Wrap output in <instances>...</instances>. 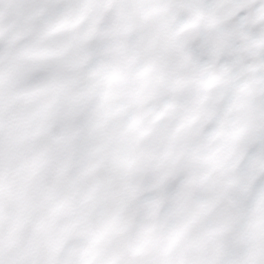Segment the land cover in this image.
Segmentation results:
<instances>
[{"label":"snow or ice","instance_id":"1","mask_svg":"<svg viewBox=\"0 0 264 264\" xmlns=\"http://www.w3.org/2000/svg\"><path fill=\"white\" fill-rule=\"evenodd\" d=\"M0 264H264V0H0Z\"/></svg>","mask_w":264,"mask_h":264},{"label":"clouds","instance_id":"2","mask_svg":"<svg viewBox=\"0 0 264 264\" xmlns=\"http://www.w3.org/2000/svg\"><path fill=\"white\" fill-rule=\"evenodd\" d=\"M34 196H36L37 198L39 197V192L37 191V192H34V194H33ZM50 227L52 228V230H55V224H52V225H50Z\"/></svg>","mask_w":264,"mask_h":264}]
</instances>
